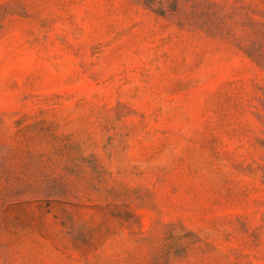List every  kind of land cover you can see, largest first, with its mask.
I'll return each mask as SVG.
<instances>
[{
	"label": "rangeland",
	"instance_id": "rangeland-1",
	"mask_svg": "<svg viewBox=\"0 0 264 264\" xmlns=\"http://www.w3.org/2000/svg\"><path fill=\"white\" fill-rule=\"evenodd\" d=\"M0 264H264V0H0Z\"/></svg>",
	"mask_w": 264,
	"mask_h": 264
}]
</instances>
